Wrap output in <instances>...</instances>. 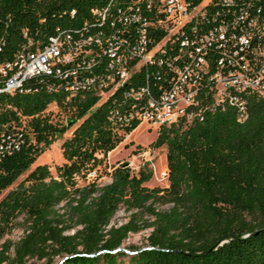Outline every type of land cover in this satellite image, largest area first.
<instances>
[{
	"label": "trees",
	"instance_id": "16d2710c",
	"mask_svg": "<svg viewBox=\"0 0 264 264\" xmlns=\"http://www.w3.org/2000/svg\"><path fill=\"white\" fill-rule=\"evenodd\" d=\"M200 1L186 0L189 7ZM156 3L0 0V65L41 48L57 33L98 40L86 46L91 54L63 63L59 73L41 71L24 77L12 92L0 89V132L23 126L18 149L0 157V192L69 131L60 142L61 163L53 170L35 164L1 196L0 236L19 215L23 232L0 243V264L41 259L52 264L61 257L56 264H264V96L245 94L247 114L241 121L225 105L204 110L200 119L160 126L150 145H165L164 186L145 185L150 172H131L125 162L111 166L107 182L77 183L76 174L101 162L122 132L136 125L129 114L166 84L172 65L183 57L182 39L191 40L241 7L264 16V0H209L203 14L170 34L100 99L97 83L107 71L108 44L126 48L143 36L149 48L165 37L167 29L153 24L160 17ZM132 11L139 12V19L118 20L120 13ZM5 76L0 72V88ZM85 77H91L87 85L68 95V83ZM50 103L64 119L50 116ZM119 205L129 210L128 220L108 225ZM142 227H150L143 246L114 249L128 231Z\"/></svg>",
	"mask_w": 264,
	"mask_h": 264
},
{
	"label": "built area",
	"instance_id": "2783aa9c",
	"mask_svg": "<svg viewBox=\"0 0 264 264\" xmlns=\"http://www.w3.org/2000/svg\"><path fill=\"white\" fill-rule=\"evenodd\" d=\"M208 1L201 0L189 7L186 0H157L155 11L160 17L153 24L158 23L167 29L160 43L145 48V37L141 36L135 44L126 48L117 49L116 45L108 44L107 71L97 83L100 99L123 83L139 64L148 60L170 34L182 28L189 19L203 14V7ZM137 19L138 11L122 12L118 16L122 22ZM92 40L98 41L91 35L77 38L65 33L50 35L41 48L20 54L0 65V72L6 75L0 89L12 92L24 77L41 71L59 73L63 63L74 60L82 53L91 54V48L86 46ZM182 45L185 46L183 57L172 65L166 84L129 117L137 121L136 125L143 122L158 130L160 126L172 122L186 123L194 118L200 119L204 110L229 105L234 108L236 119L243 120L247 114L245 94L253 92L264 96V16L249 7H241L199 31L191 40L182 39ZM134 57L135 62L130 63ZM90 80L91 77L74 78L67 85L68 95L85 87ZM102 94L105 95L102 97ZM22 128L14 124L0 132V157L18 149L23 141Z\"/></svg>",
	"mask_w": 264,
	"mask_h": 264
},
{
	"label": "rangeland",
	"instance_id": "374dc122",
	"mask_svg": "<svg viewBox=\"0 0 264 264\" xmlns=\"http://www.w3.org/2000/svg\"><path fill=\"white\" fill-rule=\"evenodd\" d=\"M105 94H102V97ZM47 112L50 116L53 115L55 119L63 118V111L57 109L53 104L48 105ZM158 130H154L148 127L145 123L140 122L131 128L130 131L122 134L121 139L115 144L113 148L108 149L104 158L94 167L84 170V174H76L75 178L77 183L81 184L83 182L95 179L99 183H104L109 180L107 172L111 169V166L119 162H125L130 166L129 169L131 172L136 173L139 169H144L150 172V177L144 182L147 186L160 185L164 186L167 184L166 180V164H165V145L151 146L150 141H152ZM69 135V131L63 132L57 139L52 141L47 148L40 152L30 164L29 168L22 174H20L16 180L3 189L0 192L1 196L14 184L21 179L26 172L32 168L35 164L46 163L49 165L50 170H53L54 164L61 163L63 157L61 154L60 142L61 140ZM98 157H102V152H97ZM61 203H59V210L61 209ZM165 206V205H158ZM138 215V214H137ZM129 218V210H127L123 205L115 210L111 218L109 219L108 225H117L122 222H125ZM141 219H151V216L146 214H139ZM16 222L13 227L8 231H5L0 236V243L4 239H9L11 241L16 240L23 232V225L20 223L21 215L17 216L15 219ZM139 222L140 219H137ZM79 225L69 227L65 232L70 233ZM150 230V227H142L135 231H128L126 237L122 240L120 246L125 251L130 250L134 246H143L146 243V236ZM58 258V255L53 257L54 260ZM36 264H46L43 260H36ZM4 264V263H2ZM24 264H29V260Z\"/></svg>",
	"mask_w": 264,
	"mask_h": 264
},
{
	"label": "water",
	"instance_id": "95a60500",
	"mask_svg": "<svg viewBox=\"0 0 264 264\" xmlns=\"http://www.w3.org/2000/svg\"><path fill=\"white\" fill-rule=\"evenodd\" d=\"M119 248H121L120 246H117L116 248H114V249H119ZM89 254H91V253H89ZM60 259H62V257L61 258H59L56 262H54V263H52V264H56L58 261H60Z\"/></svg>",
	"mask_w": 264,
	"mask_h": 264
}]
</instances>
